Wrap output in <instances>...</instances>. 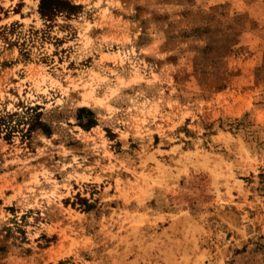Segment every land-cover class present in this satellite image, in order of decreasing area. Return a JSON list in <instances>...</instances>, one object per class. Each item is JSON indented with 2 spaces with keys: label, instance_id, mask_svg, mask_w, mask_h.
Here are the masks:
<instances>
[{
  "label": "rangeland",
  "instance_id": "rangeland-1",
  "mask_svg": "<svg viewBox=\"0 0 264 264\" xmlns=\"http://www.w3.org/2000/svg\"><path fill=\"white\" fill-rule=\"evenodd\" d=\"M71 1L0 0V264H264V0Z\"/></svg>",
  "mask_w": 264,
  "mask_h": 264
},
{
  "label": "trees",
  "instance_id": "trees-1",
  "mask_svg": "<svg viewBox=\"0 0 264 264\" xmlns=\"http://www.w3.org/2000/svg\"><path fill=\"white\" fill-rule=\"evenodd\" d=\"M81 5L73 3L71 0H41L40 10L43 15L48 18H52L60 13H72L74 9L79 8ZM89 110L88 108H83ZM34 119H31L30 123H33ZM95 122L93 119L88 121L87 125H91Z\"/></svg>",
  "mask_w": 264,
  "mask_h": 264
}]
</instances>
